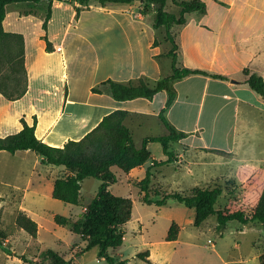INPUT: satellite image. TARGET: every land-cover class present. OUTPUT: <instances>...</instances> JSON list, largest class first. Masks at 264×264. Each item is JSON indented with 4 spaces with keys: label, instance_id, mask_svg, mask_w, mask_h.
I'll use <instances>...</instances> for the list:
<instances>
[{
    "label": "crops",
    "instance_id": "obj_1",
    "mask_svg": "<svg viewBox=\"0 0 264 264\" xmlns=\"http://www.w3.org/2000/svg\"><path fill=\"white\" fill-rule=\"evenodd\" d=\"M201 1L206 4V12L187 16L177 42L181 65L208 75H190L175 83L177 98L166 117L187 137L171 144V151L173 144L183 148L176 151L173 162L165 164H175L174 171L165 176L157 167L152 168L153 162H166L168 156L163 147L161 156L153 154L151 143L148 149L152 159L124 172L129 181L139 184L150 169V191L152 187H167L171 190L168 193L183 192L185 188L192 192L201 188L192 182L195 179L207 180V187H211L219 181L235 180L242 165L264 169V96L250 87L244 74L248 70L264 78V0ZM11 5L15 8L7 15ZM8 6L4 29L24 36L29 87L16 101L0 93V138L19 133L22 119L33 126L36 118V137L62 148L70 140L83 139L106 115L118 110L128 112L125 125L132 133L162 123L160 113L166 105V92L158 93L153 101L138 98L119 102L108 93L91 91L107 80L137 85L141 79L155 83L173 74L168 56L172 45L163 49L162 41L170 42L165 28L160 40L162 28L154 29V13L141 14L139 2L105 7L91 2L90 9L83 10L77 19V3L55 1L48 24L54 51L48 52L43 40L48 4L21 2ZM189 109L196 115L189 125L183 124L182 113ZM142 141L135 144L141 146ZM6 172H14L13 182ZM66 173L64 166L47 164L33 151H1L0 208H5L2 188L22 191L19 210L37 223L39 231L40 224L33 216L55 205L50 200L54 199V183ZM27 195L31 196L32 207L25 206ZM86 207L80 215L67 218L78 220ZM82 242L73 247L84 248L87 242ZM151 258L152 254L147 261L152 262Z\"/></svg>",
    "mask_w": 264,
    "mask_h": 264
},
{
    "label": "trees",
    "instance_id": "obj_2",
    "mask_svg": "<svg viewBox=\"0 0 264 264\" xmlns=\"http://www.w3.org/2000/svg\"><path fill=\"white\" fill-rule=\"evenodd\" d=\"M55 1L77 3V19L81 12L90 9L91 2L101 6L128 5L135 2L142 4L141 14H155L154 29L165 28L167 39L172 47L168 56L172 59L173 74L162 78L155 83L141 79L137 85L122 84L112 80L102 82L98 87L92 88V93H108L114 100L126 102L138 98L153 101L160 92H166L167 101L160 113V119L167 128L168 134L159 137H147L137 146L132 131L125 125L127 111L118 110L106 115L100 124L89 132L80 141L70 140L62 148L52 147L39 140L35 135L37 120L29 126L22 119L23 129L13 135L0 138V152L6 151L15 154L18 151H33L43 157L45 163L54 166H64L68 175L59 178L54 183L53 198L66 204L78 206L81 198V182L87 178L101 181L97 196L87 205L84 214L76 221L67 217L56 215L54 221L59 226L70 228L87 242L84 248H79L70 260L54 251H47L42 262L46 264H74L77 257L92 248H99V256L105 258L110 264H128L121 260L116 262L109 254L110 248L116 249L124 244L125 225L131 220L133 202L129 198L119 197L111 192V186L117 182L112 171L118 168L125 173L143 166L152 159L148 149L151 143H160L164 153L168 156L166 162H153V166H162L174 161V152L170 150L171 144L185 139L187 135L178 131L167 119L166 113L177 98L175 83L190 75H208L202 70H194L179 65V45L176 41L178 34L174 29H179L187 24V16L192 13L203 14L206 4L201 0H171L179 8L178 14L166 10L169 0H0V93L10 101L21 99L28 91L29 80L25 67V40L22 34L5 31L3 22L6 17V8L12 3L31 2L34 4L47 3V14L43 23L46 50L54 51L53 44L48 37V24L52 18V4ZM246 82L250 87L264 96V78L257 74L244 72ZM212 77L226 79L224 76ZM152 172L147 170L145 178L139 182L142 199L146 204L163 206L169 199H174L189 209L195 210L194 226L201 227L211 216H216L218 226L226 227L230 222L237 221L242 225L260 223L264 227V169L249 165H242L236 172V179L229 180L225 187L214 185L207 188H196L190 195L178 192L166 193L162 199L152 201L149 199ZM233 194L237 188H242L244 196L241 202L232 201L226 208L217 209L216 204L226 188ZM163 193L161 192V195ZM160 196V194H157ZM16 224L33 238L38 236L37 223L19 213ZM180 235L179 226L174 223L168 233L167 241H177ZM0 247L5 248L2 242ZM150 253L138 254V258L146 260ZM260 264H264V254L260 257Z\"/></svg>",
    "mask_w": 264,
    "mask_h": 264
},
{
    "label": "rangeland",
    "instance_id": "obj_3",
    "mask_svg": "<svg viewBox=\"0 0 264 264\" xmlns=\"http://www.w3.org/2000/svg\"><path fill=\"white\" fill-rule=\"evenodd\" d=\"M14 5L8 6L7 15L11 14ZM166 10L178 14L179 8L168 3ZM160 31V40L164 32ZM178 34V29H174ZM177 41V38H176ZM171 43L162 41L165 50ZM178 54L179 65L183 64L182 57ZM172 72L169 61L168 74ZM178 114V113H177ZM194 110L182 113L183 124L189 125L194 116ZM160 126V127H159ZM167 128L160 123H152V128L142 132H133L134 141L140 145L148 136H164ZM183 149L181 145L173 144L172 152ZM153 154L162 155V145L153 144ZM10 165V164H9ZM175 164L157 166L165 176H170ZM117 182L111 186V192L119 197L129 198L133 202L131 220L124 227L126 241L116 249L110 248L108 254L116 261H127L128 264H260L259 255L264 253V227L256 222L242 225L237 221L230 222L226 227L218 226L216 216H211L201 227L194 226L195 211L174 199H169L163 206L146 204L142 199V191L133 180L129 181L127 175L118 168H113ZM12 174L6 172V177L14 181ZM69 173L67 171V176ZM38 179H34V184ZM197 187L208 186L207 180L195 179ZM227 181H219L211 184L225 187ZM156 184L155 181L152 183ZM101 181L95 178H87L81 182V198L79 206H69L61 201L50 199L55 205L45 211L37 212L39 216H33L40 224L37 238L31 237L16 225V218L21 210L20 201L23 192L11 188H2L4 193V209L0 208V242L6 247H0V264H46L42 262L43 255L47 251L71 258L79 250L73 247L76 243L82 244L79 235L73 233L68 227L58 226L54 221V214L66 217H76L98 194ZM194 187V186H193ZM153 188V187H152ZM149 192V199L158 201L171 192L170 188H157ZM232 187L225 189L223 195L216 204L217 209L226 208L232 201L241 202L244 196L242 188H237L231 193ZM168 191V192H167ZM178 193L190 195V189L185 188ZM161 192L163 193L161 195ZM157 194H160L157 195ZM31 196H26L25 206L32 207ZM1 203V201H0ZM67 206V207H66ZM1 207V205H0ZM35 215V214H32ZM176 223L180 228L177 241H167L171 226ZM73 247V248H72ZM72 249V250H71ZM149 252L152 254V262L141 260L138 254ZM149 260V259H148ZM74 264H110L105 258L99 256V248L95 247L77 257Z\"/></svg>",
    "mask_w": 264,
    "mask_h": 264
}]
</instances>
